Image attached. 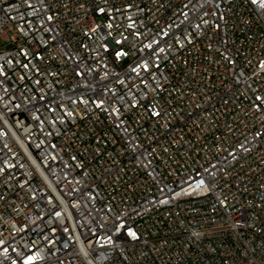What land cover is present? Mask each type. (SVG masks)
Segmentation results:
<instances>
[{
  "label": "built area",
  "instance_id": "1",
  "mask_svg": "<svg viewBox=\"0 0 264 264\" xmlns=\"http://www.w3.org/2000/svg\"><path fill=\"white\" fill-rule=\"evenodd\" d=\"M0 264H264V0H0Z\"/></svg>",
  "mask_w": 264,
  "mask_h": 264
},
{
  "label": "rangeland",
  "instance_id": "2",
  "mask_svg": "<svg viewBox=\"0 0 264 264\" xmlns=\"http://www.w3.org/2000/svg\"><path fill=\"white\" fill-rule=\"evenodd\" d=\"M0 44H1V40H0Z\"/></svg>",
  "mask_w": 264,
  "mask_h": 264
}]
</instances>
